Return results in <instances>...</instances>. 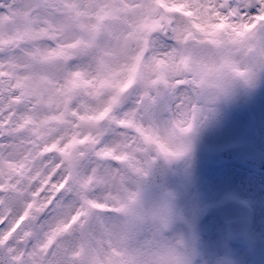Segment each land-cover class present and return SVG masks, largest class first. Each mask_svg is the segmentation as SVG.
Wrapping results in <instances>:
<instances>
[{
    "label": "snow or ice",
    "instance_id": "6c2138e0",
    "mask_svg": "<svg viewBox=\"0 0 264 264\" xmlns=\"http://www.w3.org/2000/svg\"><path fill=\"white\" fill-rule=\"evenodd\" d=\"M261 17L264 0H0V264H185L167 205L127 210L215 102L187 70L223 54L201 25ZM256 32L237 77L264 72Z\"/></svg>",
    "mask_w": 264,
    "mask_h": 264
},
{
    "label": "rangeland",
    "instance_id": "374dc122",
    "mask_svg": "<svg viewBox=\"0 0 264 264\" xmlns=\"http://www.w3.org/2000/svg\"><path fill=\"white\" fill-rule=\"evenodd\" d=\"M260 23L258 18L255 25L239 26L221 18L218 23L201 25L223 54L204 52L187 70L200 77L204 92L215 102L185 139L188 154L170 163L172 171L164 185L147 187L151 166L141 181L136 208L127 210V215H139L144 207L167 205L166 237L182 245L185 264H189L185 249L191 236L201 240L203 256L197 264H264V174L241 161L216 168L205 152L235 141L242 144L239 156H264V72L246 79L235 76L236 72L247 75L246 70L254 64V57L241 54L236 45L258 49L262 38L256 29ZM222 35L227 37L223 43L218 39ZM135 190L134 185L129 188ZM206 204L214 209L209 215L203 214ZM241 237L247 244H236ZM102 241L104 234L98 232L94 254L101 258L106 247ZM134 241V236L128 239V243Z\"/></svg>",
    "mask_w": 264,
    "mask_h": 264
},
{
    "label": "water",
    "instance_id": "95a60500",
    "mask_svg": "<svg viewBox=\"0 0 264 264\" xmlns=\"http://www.w3.org/2000/svg\"><path fill=\"white\" fill-rule=\"evenodd\" d=\"M246 163L250 166L257 167V161H249L248 160V161H246ZM161 165H162L161 162H158L156 165V171H155L154 178L149 183L152 186L161 187L164 183V179H165L167 170L165 167L163 168ZM262 165H264V162H262Z\"/></svg>",
    "mask_w": 264,
    "mask_h": 264
},
{
    "label": "bare ground",
    "instance_id": "6f19581e",
    "mask_svg": "<svg viewBox=\"0 0 264 264\" xmlns=\"http://www.w3.org/2000/svg\"><path fill=\"white\" fill-rule=\"evenodd\" d=\"M237 80H239V79H237ZM209 91H210V89H209ZM252 231H248V233H251Z\"/></svg>",
    "mask_w": 264,
    "mask_h": 264
}]
</instances>
